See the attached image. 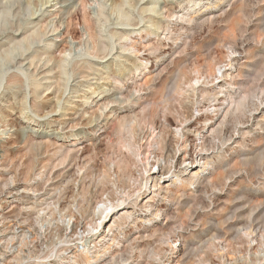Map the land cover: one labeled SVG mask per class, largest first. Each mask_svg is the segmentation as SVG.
Masks as SVG:
<instances>
[{
	"label": "rangeland",
	"instance_id": "rangeland-1",
	"mask_svg": "<svg viewBox=\"0 0 264 264\" xmlns=\"http://www.w3.org/2000/svg\"><path fill=\"white\" fill-rule=\"evenodd\" d=\"M37 1L42 4L33 10L44 15L36 26L53 28L44 54L50 57L48 66L62 58V70L71 74L86 60L97 71L85 68L67 81H43L46 88L35 99L42 106L38 110L30 104L28 88V107L13 99L0 102V264H264V0H155L153 13L139 11L150 0H131L134 21L107 26L123 31L135 50L121 52L115 46L105 57L84 54L79 40L69 34L85 33L83 16L92 19L101 0ZM58 1H66L65 6ZM103 1L112 6L110 0ZM65 9H77L78 15L62 20L58 12ZM118 53L122 56L116 57ZM14 70L8 68L6 74ZM57 71L55 67L52 73ZM234 100L244 101V106ZM122 117L127 118L125 135L139 149L137 167L129 163L132 179L123 176V166L115 175L107 174L102 193L95 184L88 190L95 187L98 192L91 207L96 213L102 206L99 198L118 196L124 202H117L106 218L95 214L94 227L78 229V235L57 249L47 248L46 241L42 249L34 248L30 242L38 235L23 246L24 225L17 222L22 216L13 221L10 211L18 204L24 212L21 195L31 201L34 195L24 190L21 178L26 174L21 147L25 135L83 149L77 162L92 157L89 163L106 172L119 149L128 152L115 141ZM154 121L158 127L153 130ZM162 129L167 146L158 163L163 165L165 158L168 167L164 164L158 171L141 161V150ZM109 155L104 167L102 159ZM16 163L18 169L12 167ZM70 187L60 202L62 213L73 196L79 198ZM36 218L32 214L30 224L44 222ZM88 243L90 249H85Z\"/></svg>",
	"mask_w": 264,
	"mask_h": 264
},
{
	"label": "bare ground",
	"instance_id": "bare-ground-1",
	"mask_svg": "<svg viewBox=\"0 0 264 264\" xmlns=\"http://www.w3.org/2000/svg\"><path fill=\"white\" fill-rule=\"evenodd\" d=\"M110 1L112 2L111 3L112 6L110 5L111 7H108L106 4L107 2H104L103 0H101L100 2L98 1V4L96 8L94 9V12H93L94 15L92 19H88L90 16L87 19L85 15L83 16V22L85 25L84 31L86 33L85 38L83 37V35L85 34L84 32H83L84 34L83 33L80 34L79 30L69 31V34L72 39L79 40L78 45H79L80 51L82 50L84 54H88V55L95 56V57H105L107 54L110 53L111 49L115 46L121 52L128 51L131 49L135 50V46L133 43L125 42L124 40L125 34L123 33V31L118 30L117 28H109V26H107L108 22H111L112 24H115V25H124V24H131L134 21L136 17L133 16L134 6L131 5L132 3L131 0H110ZM41 2L42 1H37V0H33V1H30V0H0V102H9L13 99L14 101L17 100V102H19L23 106V108H25L27 106L26 89L28 88L30 90V93L33 95V98L31 99L32 101L30 104L32 106H36L35 107L36 110L42 108V106L37 107L35 99L39 97V94L41 93V91L46 88V85L44 84L43 81L51 80V79L53 80L55 79V82H58V79H63L64 81H67L69 76L76 78L77 76L81 75L84 72L85 68H90L93 71H97V69H95L92 66L91 62L86 61V60L84 64L82 63L78 67H73L71 74L64 72L62 70V68H64L63 65L65 61L62 58L61 59L58 58L56 62L48 66V63L50 62V57H45L46 55L44 56V54L48 52L47 49H45V47L49 44V41L51 40L48 37V33L52 32L53 28L52 27L49 28L48 24L42 28H38L35 24L36 20L39 17H42L44 13L37 14L36 12L39 11V9L36 8V11H34L33 6L37 7L42 4ZM74 2L73 3L71 2V3L74 5L75 4ZM153 2H155V0H150L147 6H142L141 9L139 10L140 13L156 12L154 5H152ZM57 3H60L62 6H65L64 3H66V1H62V2L58 1ZM58 13L60 14V17L62 18V20L63 18L72 19L78 15V10L75 9L74 11L71 12L68 9H65L63 11H59ZM147 18L149 22L154 23V20L150 15ZM111 38L112 39L115 38L114 39L115 42H112L113 40L111 41ZM120 56H122L120 53L116 55V57H120ZM55 67L58 68V71L55 73H52ZM8 68H15V70L11 73L6 74V71L8 70ZM58 84L63 85L64 83L61 82ZM65 86L66 84H64V87ZM57 89L59 90L60 88H57ZM71 89L73 92H76L77 86H72ZM241 100H238V101L234 100V102L236 104H239L238 106H244V101H241ZM238 106L237 108H241ZM116 126L117 127L115 130V134H116L115 141H117V143L119 144L123 143L125 147H127L129 153L128 152L125 153L123 150L120 151V149L118 151V148L115 147L116 150L119 152V153L116 152L118 154V157L115 156L118 159V160L116 159V162L107 161V160H110L111 158L110 155L108 157L109 159H107V157L106 159H102V160H105L104 162L100 160L103 163H105L104 167H106L107 162H108L109 166L107 165V167L104 168V171L106 172H102L103 170L101 171V169H95L94 166L92 165L93 162L89 163L92 157L90 159H86L88 156L87 157L85 156L86 158L84 157L85 159L84 161H82V163L77 162L79 161L80 158H82V153L79 155V151L81 152V150L83 149H78V148H77L78 150L72 149V148H68L67 146H63L62 144H57V142L53 140L52 141L50 140L40 141L39 139L32 138L31 135H25V138L21 142L22 143L21 147L25 149L24 150L25 152L23 155L25 156L23 157L25 158V160L22 163L25 165V168L22 167L23 165L22 166L20 165V166L22 167V169H24V171L26 170V174L24 175L23 173L22 174L23 176L21 178H23L22 179L24 181L23 183H25L24 190H26L27 192L32 191L31 194H34V195H33L32 201L30 200V197H27V195L25 194L21 195V198H23L24 200L21 203L26 208L25 211L23 210L24 212H20L18 210L17 208L18 204H16L15 207L12 208V210L10 211V213L12 214V217H14L13 221L18 220V217L22 216V217H19L22 220L17 221V222L23 223L24 225V227L20 229V237H21L20 242L23 244V246H29L27 244L28 242H30L32 235H38L39 238L37 240L36 238H34L35 240L32 239L33 241L31 240L30 242L32 243L31 244L32 246H35L34 248L40 245V249H42L43 246L41 247V244L46 241L47 244L45 245H47L46 246L47 248L57 249L56 247H59L58 246L59 244L63 242L67 243L75 235H78L79 233L78 229L82 228V231L84 232V230H87V225L89 226L91 225V227H94V225L92 224L95 222L96 218L97 219H101L102 217L106 218L110 213L109 211H111L114 207L118 205L117 202L119 201L124 202V199H121V197H118V196L113 197V198H106L104 200L99 198V201L102 203V206L97 208L98 210L96 213V211H94V209H91V207L94 206L93 204H97L98 202V200L94 201L95 200L94 197L97 191L94 190L95 187L93 189L94 191L91 188H90L91 191L88 190L89 189L88 187L90 185L95 184L97 190L99 189L98 191L100 193L103 188L105 189V185H107V182H109L110 176H107V174L109 173L108 175H112V176L115 175L114 172L116 168L118 170L119 167L125 166V170L123 171L124 173L121 171L120 173H123V176L127 178L128 181L132 179L133 173H132L131 168L129 167V163L137 167L138 163H137V160H135L136 159L135 157L136 155H138L139 149L137 147L135 148L134 144H132V141H130V139L127 137L128 135H125L126 128L128 126L127 118L125 117L120 118ZM221 126H222V123H221ZM157 127H158L157 122L154 121L152 124L153 130L157 129ZM162 131L163 129L159 130L156 136L151 137L150 140L147 139L145 141L146 143L144 144V147H146V149L141 150L142 151L141 153L144 154V157L141 159V161L144 160L147 164L150 163L151 166L157 167L158 171L160 169L162 170V168L165 167L163 166L164 164H167L166 163L167 160L165 161V158L163 159V165L161 164L160 166V164L158 163L159 158L160 157L162 158V155H163L162 151L167 146V143L165 142L166 140L163 137L164 135H162ZM213 131L215 132L216 130H213ZM164 133L166 132L164 131ZM113 141L111 144H113ZM107 144L110 145L109 142ZM201 145H202V142L200 146ZM111 148L113 149V147ZM94 149H96V146L94 147ZM18 163H16L17 166L12 164V167H15L16 169H18L19 168ZM37 167H38V170L36 172L35 168ZM167 167H168V164H167ZM81 170H83L81 175L79 173L78 175H76L77 172L79 171L81 172ZM20 175H19V178H20ZM73 175H76V177H74ZM155 184H156V181L153 182V186ZM47 186H53L52 190H48L49 188H47ZM67 187L68 188L70 187V190L74 189L75 190L74 192H76L75 195H77L76 197L79 196V198L76 199L75 196H73L74 197L72 199L74 200L72 201L73 205L72 203L69 204L70 202H68V204L71 206L69 207L67 205V207L69 208L66 207L67 209L65 208L66 210L64 209L65 211L62 213V211L60 210L62 208H59V206H61L60 204L61 200H64V196H66L65 193L68 190L66 192L65 190ZM26 191L24 192L26 193ZM40 193L42 194L47 193V194L44 195L45 197H41L42 194ZM233 209L235 210L237 209V207ZM236 211H234V213ZM35 213L38 214V219L37 218L36 219L39 221L43 220L44 222H41V223L39 222L40 224L37 222L38 225L30 224L29 219L31 218L32 214H35ZM46 213H48L47 218H46ZM56 214L59 215V218L55 220ZM95 214L97 215V217L96 218L94 217L95 219H93V216ZM65 217H67L68 220H65ZM260 219L261 221L263 220L262 218ZM262 222H264V220ZM14 236H16V234H12L13 239H14ZM112 239H114V237H112ZM261 245H259L258 247H260ZM25 248H28V247H25ZM85 249H90L89 243L87 246H85ZM240 251H242V249ZM237 252H239L238 249H237ZM256 258L259 259V257H256ZM234 262L233 264L236 263ZM236 264H239V262Z\"/></svg>",
	"mask_w": 264,
	"mask_h": 264
}]
</instances>
